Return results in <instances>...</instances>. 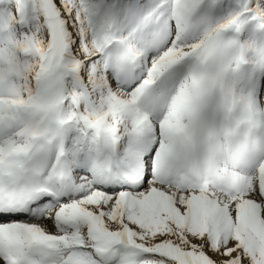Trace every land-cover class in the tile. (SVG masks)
<instances>
[{
    "label": "snow or ice",
    "instance_id": "snow-or-ice-1",
    "mask_svg": "<svg viewBox=\"0 0 264 264\" xmlns=\"http://www.w3.org/2000/svg\"><path fill=\"white\" fill-rule=\"evenodd\" d=\"M0 264H264V0H0Z\"/></svg>",
    "mask_w": 264,
    "mask_h": 264
}]
</instances>
